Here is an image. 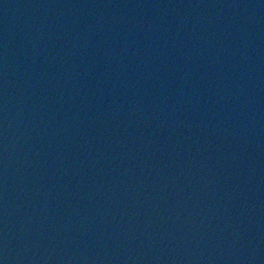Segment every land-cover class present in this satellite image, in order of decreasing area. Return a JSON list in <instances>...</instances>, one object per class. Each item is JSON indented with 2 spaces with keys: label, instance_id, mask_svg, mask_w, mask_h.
I'll return each mask as SVG.
<instances>
[{
  "label": "water",
  "instance_id": "95a60500",
  "mask_svg": "<svg viewBox=\"0 0 264 264\" xmlns=\"http://www.w3.org/2000/svg\"><path fill=\"white\" fill-rule=\"evenodd\" d=\"M0 264H264V0H0Z\"/></svg>",
  "mask_w": 264,
  "mask_h": 264
}]
</instances>
